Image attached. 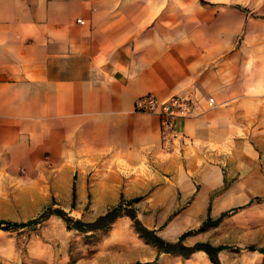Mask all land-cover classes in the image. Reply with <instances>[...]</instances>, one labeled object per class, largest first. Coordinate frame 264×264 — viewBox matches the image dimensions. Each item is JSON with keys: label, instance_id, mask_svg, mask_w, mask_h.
Here are the masks:
<instances>
[{"label": "crops", "instance_id": "1", "mask_svg": "<svg viewBox=\"0 0 264 264\" xmlns=\"http://www.w3.org/2000/svg\"><path fill=\"white\" fill-rule=\"evenodd\" d=\"M196 2L205 22L166 17L180 0H0V159L62 174L50 189L83 222L144 196L136 216L166 241L249 203L264 190V0ZM145 94L193 98L170 150L158 116L135 110ZM186 204L168 221L145 209ZM131 222L117 218L106 244ZM132 243L74 264L169 255Z\"/></svg>", "mask_w": 264, "mask_h": 264}, {"label": "rangeland", "instance_id": "2", "mask_svg": "<svg viewBox=\"0 0 264 264\" xmlns=\"http://www.w3.org/2000/svg\"><path fill=\"white\" fill-rule=\"evenodd\" d=\"M180 2L183 8L182 15L168 14L166 17L181 19L183 22L187 18H195L193 20H197V22L206 21L210 11L209 6L199 2L190 4L189 0H180ZM255 144L259 145L256 142ZM259 161L264 167V159ZM32 165L33 160L29 158L0 159V220L25 222L49 207L52 209L62 208L74 218L82 217L77 211L62 206L63 201L59 197V190L50 189L52 177L54 183H60L64 176L62 174L51 176L44 173L43 169ZM251 193H253L252 199H254L251 203L240 206L218 225L194 232L185 238V243L208 242L212 245H228V249L219 253L221 264H264V253L248 249V246L264 249V190H255ZM146 195L149 197L150 194ZM176 196L180 199L181 193L177 192ZM256 197L260 199L257 200ZM141 199L143 200L144 196L125 198L123 210L133 208L134 212L139 211L140 208L137 204ZM150 200L148 199V201ZM189 208H191L189 204H186L177 207L176 210L171 207L145 209L151 211L148 213L154 214L155 217L158 212L164 211L165 221H168L174 215L185 212ZM146 214L143 213V215ZM202 222H187L183 229L184 231L196 230ZM112 226L113 224L106 229L80 233L69 228L58 216L53 215L36 226L0 230V264H74L84 258L90 259L97 253L103 258L106 248L113 250L129 248L133 245L134 235L136 239L140 240L142 246L152 247L134 230L132 222L130 223L131 232L123 231L119 235L120 244L107 245L106 241L111 235ZM160 230L161 228H159ZM179 235L176 232L168 240L176 241ZM199 255H203L206 261L198 258ZM140 258L142 257H138V254L132 259L126 258L127 261L124 264H158L157 259L144 261ZM162 263L211 264L206 254L201 252L189 257L169 254L167 257H162L160 264Z\"/></svg>", "mask_w": 264, "mask_h": 264}, {"label": "trees", "instance_id": "3", "mask_svg": "<svg viewBox=\"0 0 264 264\" xmlns=\"http://www.w3.org/2000/svg\"><path fill=\"white\" fill-rule=\"evenodd\" d=\"M202 1V0H201ZM73 196H75V189L73 186ZM255 199H260L256 197ZM254 199H251V203ZM125 198L121 195L120 202L110 207L106 212L99 217H97L92 222H83L78 218H74L69 215L62 208H47L43 210L36 217L25 221V222H6L0 220V230H9V229H20L23 227L36 226L42 221L46 220L51 215L58 216L69 228H73L80 233H88L96 231L99 229H106L109 227L117 218L127 215L133 224L135 231L142 237L146 242L150 243L157 251V256L160 253L174 254L182 257H189L191 254L197 251H202L206 254L211 264H221L219 259V253L225 249H228L229 246L226 244L212 245L208 242H196L193 245H186L184 240L186 237L192 235L196 231H201L203 229L213 227L218 225L226 216L230 213L236 211L239 207H234L229 210L222 212L218 217L211 218L207 217L202 224L196 230H187L179 235L176 241H166L157 235L156 231L150 229L142 224V222L137 218L134 209L128 208L126 211L123 210V203ZM248 203V204H249ZM248 249L257 250L260 253H264V249H256L253 246H248Z\"/></svg>", "mask_w": 264, "mask_h": 264}, {"label": "built area", "instance_id": "4", "mask_svg": "<svg viewBox=\"0 0 264 264\" xmlns=\"http://www.w3.org/2000/svg\"><path fill=\"white\" fill-rule=\"evenodd\" d=\"M208 103L212 105L213 99L209 98ZM192 108V96H171L162 101L153 94H145L135 102L136 111L158 116L161 143L167 150L172 148L173 140L177 135V119L190 115Z\"/></svg>", "mask_w": 264, "mask_h": 264}]
</instances>
